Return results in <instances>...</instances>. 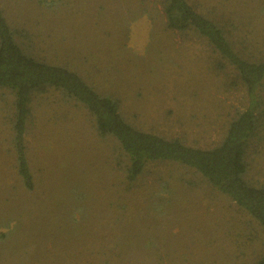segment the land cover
I'll use <instances>...</instances> for the list:
<instances>
[{
	"label": "rangeland",
	"instance_id": "obj_1",
	"mask_svg": "<svg viewBox=\"0 0 264 264\" xmlns=\"http://www.w3.org/2000/svg\"><path fill=\"white\" fill-rule=\"evenodd\" d=\"M160 1L0 0V9L11 28L28 32L35 54L117 98L128 122L211 147L246 106V91L203 39L152 16ZM193 2L264 50V0ZM10 105L0 89V264H252L264 254L261 227L190 168L156 161L129 182L115 141L54 90L32 104L26 188ZM248 162L246 177L264 182V139Z\"/></svg>",
	"mask_w": 264,
	"mask_h": 264
},
{
	"label": "trees",
	"instance_id": "obj_2",
	"mask_svg": "<svg viewBox=\"0 0 264 264\" xmlns=\"http://www.w3.org/2000/svg\"><path fill=\"white\" fill-rule=\"evenodd\" d=\"M142 7L143 15L150 17L148 8ZM211 9H203L193 0H161L152 11V16L163 17L165 28L203 39L217 55V65L231 68L246 91V106L234 112L222 139L205 148L188 145L181 137L141 130L128 122L117 98L97 92L66 65L35 54L28 32L11 28L0 9V89L10 93V143L23 185L31 188L33 183L24 151L32 104L37 96L54 90L64 101L81 105L97 133L115 141L126 159L124 171L129 182L149 163L181 164L227 196L264 231V182L254 183L246 177L250 150L264 139V50L249 48L255 47L252 41L238 36ZM252 264H264V254Z\"/></svg>",
	"mask_w": 264,
	"mask_h": 264
}]
</instances>
